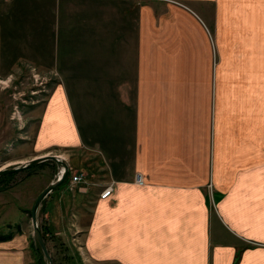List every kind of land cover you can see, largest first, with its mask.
Segmentation results:
<instances>
[{
  "label": "crops",
  "instance_id": "crops-1",
  "mask_svg": "<svg viewBox=\"0 0 264 264\" xmlns=\"http://www.w3.org/2000/svg\"><path fill=\"white\" fill-rule=\"evenodd\" d=\"M24 63L51 89L20 163L86 176L41 203L46 247L60 225L90 264H264V0H0V67ZM24 215L0 264L35 254Z\"/></svg>",
  "mask_w": 264,
  "mask_h": 264
},
{
  "label": "rangeland",
  "instance_id": "rangeland-1",
  "mask_svg": "<svg viewBox=\"0 0 264 264\" xmlns=\"http://www.w3.org/2000/svg\"><path fill=\"white\" fill-rule=\"evenodd\" d=\"M17 67L5 72L0 67V167L19 166L32 154L42 109L51 89V81L44 80L43 72L36 65L24 63ZM76 160L71 157L72 166ZM51 163L44 162L11 177H0V236L14 235L17 232L16 224L25 211V220L29 225L32 195L54 173ZM70 196L67 191L62 195L65 201L70 200ZM87 221L85 213L83 224ZM43 223L46 220L39 214L38 227H42ZM31 232L30 227L29 239L38 248ZM56 232L55 236L47 237V248L53 264H90L81 259L82 245L70 242L69 231H63L59 225ZM36 258L45 264L40 250L34 256L29 251L28 263L36 264Z\"/></svg>",
  "mask_w": 264,
  "mask_h": 264
},
{
  "label": "water",
  "instance_id": "water-1",
  "mask_svg": "<svg viewBox=\"0 0 264 264\" xmlns=\"http://www.w3.org/2000/svg\"><path fill=\"white\" fill-rule=\"evenodd\" d=\"M44 162L54 163L56 166L57 174L54 180L50 184H48L45 189L39 194V196L35 199L31 208L30 222L32 228L33 241L37 244L43 256L45 264H53L52 258L49 254L46 244L42 238L41 231L38 227L37 216L41 203L52 193L54 189L59 187L66 180L68 176V165L62 158L58 156L45 155L33 158L30 161H26L25 163H22L19 166L1 168L0 177L21 172L23 170L32 168Z\"/></svg>",
  "mask_w": 264,
  "mask_h": 264
},
{
  "label": "built area",
  "instance_id": "built-area-1",
  "mask_svg": "<svg viewBox=\"0 0 264 264\" xmlns=\"http://www.w3.org/2000/svg\"><path fill=\"white\" fill-rule=\"evenodd\" d=\"M35 77V76H34ZM45 77V76H44ZM44 80L46 82L49 81V78L48 76L44 78ZM60 157V156H59ZM62 158V157H60ZM68 175H69V190L71 192L74 191L75 187L79 184H84L86 181H85V178L86 176L83 174V173H75L71 167L68 166ZM135 181L137 184H141L142 181H141V178H140V175H136L135 177Z\"/></svg>",
  "mask_w": 264,
  "mask_h": 264
},
{
  "label": "trees",
  "instance_id": "trees-1",
  "mask_svg": "<svg viewBox=\"0 0 264 264\" xmlns=\"http://www.w3.org/2000/svg\"><path fill=\"white\" fill-rule=\"evenodd\" d=\"M42 164H43V163H42ZM13 175H14V174H10V175L4 176V177H11V176H13ZM68 178H69V175L67 176L66 180H67ZM66 180H65V181H66ZM30 214H31V212H30ZM41 231H42V238H43V240L46 242V236H45V232H44L43 228H41ZM10 236H11V235H10ZM10 236H0V240H5V239L9 238ZM38 252H39V249L36 248V249H35V254H38ZM36 262H37L36 264H43L40 258H36Z\"/></svg>",
  "mask_w": 264,
  "mask_h": 264
}]
</instances>
